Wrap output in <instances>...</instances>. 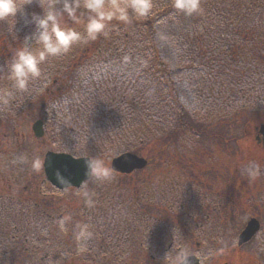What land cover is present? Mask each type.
Masks as SVG:
<instances>
[{
	"label": "trees",
	"instance_id": "16d2710c",
	"mask_svg": "<svg viewBox=\"0 0 264 264\" xmlns=\"http://www.w3.org/2000/svg\"><path fill=\"white\" fill-rule=\"evenodd\" d=\"M201 6L203 14L186 16L172 7V0H154L153 13L148 18L130 24L110 22L106 37L78 43L65 55L49 57L41 66L42 75L30 82L29 91L16 94L17 99L10 105L16 109L8 107L0 114L17 112L19 107L33 103L45 84L66 75L72 82L71 91L76 90L80 98L67 95L50 104L51 118L59 126L55 137L62 151L109 161L116 155V146L138 151L151 145L149 162L156 157L166 167L173 161L180 162L177 155L184 157L187 151L203 145L208 127L264 108V0H201ZM26 10L29 15L42 14L36 3L27 5ZM16 19L17 23L14 18L0 21V87L9 89L12 81L7 75L12 55L26 42L25 36L36 31L34 23L25 24L20 15ZM66 21L84 31L83 24ZM29 43L38 47L34 40ZM216 134L230 147L224 134ZM152 169L146 171L153 172ZM263 175L261 172L259 176ZM110 181L99 180L94 185L92 201L108 202H97L98 214L96 208L85 204L86 211L82 207L67 216L66 236L72 239L71 248L60 246L57 234H52L51 220L33 226L37 233L46 234L45 249L61 248L66 259L78 255L86 261L91 257L89 248H110L111 263L122 260L125 264L132 251H142L141 246L153 245L164 254L168 247L164 249L163 245L177 243L175 237L179 244L185 236H198L193 216L188 214L178 233L173 228V240L168 232L155 237L148 229H138L139 223H150L152 209L161 203L165 189L154 187L158 194L146 197L148 191L141 190L143 181H139L134 183L128 199L127 192L126 196L120 194ZM173 184L168 187L173 189ZM202 189L200 186L193 197L177 190L175 201L184 208H205L211 199ZM225 199L226 205L232 201L235 204L231 197ZM97 216L106 225H97ZM197 216L205 219L196 224L199 234L202 232L207 239L206 234H218L219 230H215L220 227L219 217L213 221L211 214L208 217L203 210ZM211 240L215 241L213 236ZM33 242L37 244L36 239ZM82 247L88 254H82ZM53 255L57 258L59 254Z\"/></svg>",
	"mask_w": 264,
	"mask_h": 264
},
{
	"label": "rangeland",
	"instance_id": "374dc122",
	"mask_svg": "<svg viewBox=\"0 0 264 264\" xmlns=\"http://www.w3.org/2000/svg\"><path fill=\"white\" fill-rule=\"evenodd\" d=\"M64 19L67 20L68 18L65 17ZM52 81L53 83L45 84L42 87V90L38 93L39 97L35 99L33 103H27L25 106L21 108L19 107L17 112L7 110L6 115L1 114L0 116V140L4 147L6 146L5 148L9 149V140L12 139V142L17 144V150L15 151L16 159L20 156H26L28 158L25 163H17V168L24 167L33 170L31 168V161L34 157H38L43 162L44 154L47 150L62 151L58 146V143H60L59 138L55 137V132L58 131L59 126L56 125L51 118L52 110L50 104L67 95H70L71 98L74 99L80 97L76 90L73 92L71 91L72 82L70 77L65 75L64 77L56 79V81L55 78H53ZM20 109L21 111L19 112ZM38 118H42L45 122V139L37 138L33 133L32 127L35 120ZM263 122L264 108L259 109L258 111L255 110L250 114L243 112L239 116H232L231 119L220 122L216 126L208 127L207 138L203 142V145H201L200 148L191 151L186 150L187 152L184 157L177 155L180 162L173 161V164L170 167H166L163 160L160 157H156L153 162H149V165L143 169L146 171L149 167H152L153 172H133L128 174L127 177L112 173L114 178L111 179V184H113L120 194L126 196L127 192L128 199L133 193L134 183H138L139 181H143L141 190L148 191L146 192V197H152V194L155 196L158 194L157 190H154V187L155 189L159 187L162 191L165 189V192L160 197V201L164 203H160L157 207L155 206L152 209V215L163 219L166 216L168 222H171L176 228L177 233L178 229H180L181 221L184 220L187 214L191 215L193 216V229L195 233L198 234V236H187V239L186 236L183 237L184 239L179 243L180 245L178 244L177 237H175L177 243L173 244L172 250H168L164 254H160L159 251H155L154 247L150 248L149 246L143 248V251L141 252L137 250L139 253L136 251L135 253H132V251L131 259L125 264H166L168 263L167 258L175 256L177 251L181 249L186 253L197 251V242L201 243V248L198 249V254H202V264H264V253L263 255L257 253V245L264 243V239H262L264 238V235L254 239L249 245L237 247L238 235L249 220L251 214L253 216L257 214L256 216L261 219L264 231V207L261 202V199L264 198V176L260 177L258 181V178H250L247 174V169L253 164H258L261 168V172H264V146L261 143H258L255 137V127ZM217 132L225 135L227 143H230V147L226 146L227 144L224 143L222 136H218L216 134ZM62 134L64 135V133ZM150 147L152 146L146 145L142 146L138 151L135 148H132V150L129 151L148 158L152 155ZM114 148V153L116 155L128 151L124 150L127 149V147H122L121 145ZM111 159L112 158H110L109 161L103 160L106 166L110 169ZM2 168L3 167H0V169ZM177 172H195L194 178L196 177L199 181L203 182L206 187L212 191V194H216V196L221 195V200L217 198V201L210 203L211 209L209 210L204 207H190L189 209L188 206L185 208L183 206L182 208H178L179 205H176L170 213L171 203L165 202L170 198L174 199L176 192L168 186L171 183H174L176 187L182 188L184 183H187L185 178L192 179L190 176L182 177V174H177ZM233 172H246V179L252 181L250 184L247 181H244L243 187L241 188L237 180L229 185L227 178L230 177L231 180H234ZM20 174V181L17 180L16 186L19 187V189L28 186V194H34V191L29 184L34 186L41 183L43 179V166L39 171L33 170V172H28L27 174L26 172H20ZM171 175H174V177H171ZM172 178H178L181 182L175 181ZM3 179L6 181V177L1 178L0 186H3L5 182ZM98 182L99 180L92 177V180L86 186L87 190L92 193L94 185ZM196 183L198 182H195V184L192 183V190L197 188ZM252 185L253 188L251 187ZM106 187H109V185L106 184ZM250 194H252L253 197H251ZM231 196H233L234 202L236 201V205L234 203L233 205H225V198ZM248 197L260 200V202H258L260 210H256L253 207H248V210H244L241 207L242 205H245V199ZM38 198L42 199L40 196H38ZM38 198H32V201H35ZM45 200H47V205L51 208L55 206L57 209L58 205L61 204L58 202L57 198L50 199L48 197V199ZM61 200L67 207V216L71 213H76L77 210L81 208V205L84 207L83 203L85 202L81 189L77 192L66 190L65 195L61 194ZM178 203L179 202H177V204ZM225 206L227 208V213ZM214 209L216 211H213ZM201 210L205 211V213L209 211L211 213L210 219L213 221L215 219L217 220L219 217L220 227H218L217 230L214 229L215 232L219 231L218 234L216 232L214 235L220 236H218L217 239L216 236H213L216 242L213 240L209 241L210 239L205 238L202 232L199 234V227H196V224L200 225L205 222L204 218L197 216ZM254 210L256 211L254 212ZM94 220L99 226L106 225L105 221L100 216H97ZM84 240L85 239L82 241ZM64 242V245L69 246V248L74 245L71 243L72 239L68 236H65ZM158 243L159 241H157V244ZM168 245L169 242L165 244V246L163 245V247L167 248L169 247ZM178 246L181 247L179 250H176ZM88 250L91 256L90 259L97 257L106 259L108 263H110L112 259L109 254L106 256V254L103 253L96 256V253L92 248H89ZM84 253L87 252L83 251L82 254L84 255ZM157 253H159V255H157ZM90 259L84 261L81 257L76 255L69 259H65L64 264H89ZM119 264H124V262H119Z\"/></svg>",
	"mask_w": 264,
	"mask_h": 264
},
{
	"label": "clouds",
	"instance_id": "9594fccd",
	"mask_svg": "<svg viewBox=\"0 0 264 264\" xmlns=\"http://www.w3.org/2000/svg\"><path fill=\"white\" fill-rule=\"evenodd\" d=\"M33 3L38 4L42 14L32 12L29 15L26 6ZM172 7L186 16L200 15L204 11L201 0H172ZM153 9L154 0H0V21L14 18L17 23L16 18L20 15L25 24L34 23L36 26V31L26 35V42L12 55L7 78L12 81V89L15 91L0 87V110L9 107L17 99V93L29 91L30 82L42 75L41 66L49 57L65 55L78 43L95 41L101 35L106 37V28L114 20L130 24L133 20L148 18ZM65 16L74 25L83 24L84 31L69 26ZM33 40L38 47L31 46L29 42ZM27 159L26 156H20L13 163L22 164ZM85 164L88 176L100 181L114 178L111 169L100 158L86 159ZM42 166L43 162L38 157L32 159L31 168L34 171H39ZM247 174L250 178L258 177L261 174L260 166L250 165ZM56 177L60 184L65 183L66 178L59 172ZM81 191L85 202L90 206L94 193H90L85 184L81 185ZM80 250L85 249L82 247ZM167 259L168 264H186L190 257L181 249L175 256Z\"/></svg>",
	"mask_w": 264,
	"mask_h": 264
},
{
	"label": "flooded vegetation",
	"instance_id": "af4514ba",
	"mask_svg": "<svg viewBox=\"0 0 264 264\" xmlns=\"http://www.w3.org/2000/svg\"><path fill=\"white\" fill-rule=\"evenodd\" d=\"M9 108L13 110L16 109V106H9ZM5 109H8V107ZM255 137L258 141L263 139V134L260 133L258 126L255 127ZM5 147L0 140V167H3L0 169V181L2 177H6V181L3 179V181H5L3 186H0V264H64L66 259L64 250L61 248H59L58 251L56 249H45L44 246L46 245L47 240L46 234L37 233L33 226L38 224L39 221L46 222L51 220V222L54 224L52 226V234L54 236L57 234L58 239L61 241L60 246L62 247L64 245L65 236L68 232V228L66 226V220L68 218L66 215L67 207L61 200V194L65 195L66 190H71V188H59L52 185L47 180L43 170V179L41 183L34 186L29 184V186L34 191V194H28V186H24L19 189V187L16 186V183L17 180L20 181V172H26L27 174L28 172H33V170H29L24 167L17 168V163H13V161L17 160L15 153L17 150V144L13 143L12 139L9 140V149ZM233 178L234 180H231V178L228 177L227 181L229 185L237 180L239 182L240 188L243 187L244 181H247L249 184L252 181L250 179H246V175L242 174V172H233ZM251 187L253 188V185ZM205 192L208 194L209 199H212L209 201L208 206L205 207L207 210H209L211 209L210 203L217 201V198L221 200V195L216 196V194H212V191L207 188L206 185ZM250 195L253 197L252 194ZM38 196H40L42 199H39ZM48 197L50 199H58V202L61 204L58 205L57 209L55 206L51 208L47 205L48 202L45 199H48ZM32 198L38 199L32 201ZM232 200L233 196H231L230 201ZM245 202L244 204L246 208L244 210H248V207H253L257 210L258 199L248 197L245 199ZM231 205H233V201ZM80 209L82 210V205ZM84 210L86 211L87 209L84 207ZM172 210L173 208L170 209V213ZM256 210H254V212ZM78 211L79 209L77 212ZM95 211L97 214L99 213L98 208H96ZM82 214L83 212L81 213V216ZM205 214L210 217L211 213L208 211ZM41 216L43 217L40 218ZM151 218L152 220L149 224H146L145 221H143L141 224L139 223L138 229H148L155 237H158L161 234V230L164 228L165 230H169V234L172 236V239L174 238V232L172 231L173 224L168 222L166 216L164 219L161 217ZM61 223H63L62 227ZM36 230H38V227ZM127 234H129V232ZM206 236H208V239H210L215 235L206 234ZM34 239H36L37 244L33 242ZM197 246L199 249L201 248L200 243H197ZM172 247L173 243H170L169 249L171 250ZM143 248L145 247H140L142 251ZM94 252L96 253V256L103 253H105L106 256L108 254L111 255L110 248H102L101 250L95 249ZM56 253L59 254L57 258L53 255ZM198 253L197 255L201 257L202 254ZM257 253L263 255L264 250L262 247L258 249ZM89 259L90 257L88 260ZM111 261H113V259H111ZM119 262L123 261L118 260L116 264H119ZM110 263H108L106 259L97 257L90 259L89 262V264Z\"/></svg>",
	"mask_w": 264,
	"mask_h": 264
},
{
	"label": "water",
	"instance_id": "95a60500",
	"mask_svg": "<svg viewBox=\"0 0 264 264\" xmlns=\"http://www.w3.org/2000/svg\"><path fill=\"white\" fill-rule=\"evenodd\" d=\"M33 130L38 137L44 135L43 121L37 120L33 125ZM260 132L264 136V124L260 127ZM91 160L88 156L75 157L74 155L66 152L48 151L44 160V168L48 179L60 188L70 186L79 187L83 182L91 176L87 174L85 161ZM148 160L132 152H124L111 161V168L114 171L122 173H130L138 169H143L147 166ZM59 172L66 180L64 184H60L56 177ZM260 223L257 219L253 218L249 221L246 228L242 231L239 237V244L249 241L253 235L259 230ZM190 259L186 264H201L200 259L196 255H189Z\"/></svg>",
	"mask_w": 264,
	"mask_h": 264
}]
</instances>
